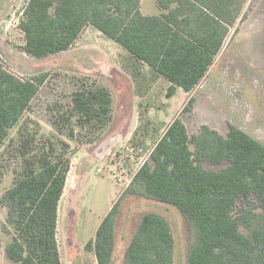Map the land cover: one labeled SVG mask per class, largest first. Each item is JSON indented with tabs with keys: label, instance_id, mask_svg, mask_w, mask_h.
<instances>
[{
	"label": "trees",
	"instance_id": "trees-1",
	"mask_svg": "<svg viewBox=\"0 0 264 264\" xmlns=\"http://www.w3.org/2000/svg\"><path fill=\"white\" fill-rule=\"evenodd\" d=\"M140 2L28 0L19 24L23 50L36 58L66 51L90 25L171 80L168 95L177 86L191 91L214 63L231 27L245 17L248 0H157L166 12L150 16L140 11ZM46 79L45 74L20 78L0 61V148ZM112 102L107 87L83 83L59 121L71 137L79 113L83 122L101 130L111 122ZM193 103L191 97L183 111H191ZM36 140L35 133L22 132L20 177L1 198L6 222L13 228L5 251L19 264H62L58 209L71 160L55 140L47 138L42 145ZM223 162L227 165L220 169L206 167ZM124 193L180 210L192 233L188 264H264V144L241 128L231 124L223 135L203 124L189 134L182 118H175ZM240 199L246 206L236 212ZM119 201L87 244L98 264L112 263ZM174 250L169 221L159 213L146 214L126 249L124 264H174Z\"/></svg>",
	"mask_w": 264,
	"mask_h": 264
},
{
	"label": "rangeland",
	"instance_id": "rangeland-1",
	"mask_svg": "<svg viewBox=\"0 0 264 264\" xmlns=\"http://www.w3.org/2000/svg\"><path fill=\"white\" fill-rule=\"evenodd\" d=\"M150 1H143L144 11L150 8ZM27 2L0 0V61L20 78L45 74L47 79L0 148V264H19L6 255L13 228L6 222L7 208L1 198L20 177L22 159L18 148L26 130L35 133L39 145L47 138L53 139L59 151L70 156L71 169L58 209L57 240L62 264H98L95 251L89 250L87 244L119 199L111 264H124L137 226L150 213L163 215L171 225L174 264H188L192 233L180 210L172 204L124 192L141 164L139 156L150 152L180 110L189 134L207 124L226 135L232 124L264 144V0H248L245 17L230 29L226 52L219 56L208 78L190 94L194 103L187 112L183 108L191 97H185L184 90L168 95L171 85L164 83L165 79L152 87L153 76L144 74L140 64L134 66L116 41L92 27L66 51L42 58L24 52L25 36L19 24ZM131 79L137 94L150 93L143 103L137 102L142 104L138 109L142 112L139 124L136 115H131V88L127 85ZM139 79L145 80L142 83ZM83 83L105 86L111 91L112 119L105 128L94 130L79 113L73 118L75 136L71 137L70 129L59 121V114L70 109L74 92ZM158 110L165 111V118ZM226 165L227 162L206 163L212 169ZM245 206L240 199L236 212Z\"/></svg>",
	"mask_w": 264,
	"mask_h": 264
},
{
	"label": "crops",
	"instance_id": "crops-1",
	"mask_svg": "<svg viewBox=\"0 0 264 264\" xmlns=\"http://www.w3.org/2000/svg\"><path fill=\"white\" fill-rule=\"evenodd\" d=\"M143 1H145V0H141V2H140V11L144 14V15H146V16H150V15H161L162 13H165L166 12V10H164L163 8H161L160 7V5L158 4V2H157V0H152V1H150V2H148V3H150V8L149 9H147L148 11H144L142 8V6H143V4L145 5V3L143 2ZM146 2H147V0H146ZM148 3H147V5H148ZM149 10H152V11H149ZM153 10H155V11H153ZM89 27H92V26H90V25H88V26H86L85 28H84V30L82 31V33L87 29V28H89ZM92 28H94V27H92ZM95 30H97L96 28H94ZM97 31H99V30H97ZM100 33H102L101 31H99ZM81 33V34H82ZM81 34H80V36H81ZM103 34V33H102ZM104 35V34H103ZM79 36V37H80ZM106 36V35H105ZM78 37V38H79ZM107 37V36H106ZM108 38V37H107ZM108 39H110V38H108ZM111 41H114V40H112V39H110ZM77 41V40H76ZM117 43V42H116ZM117 45H119V47H121V49H122V51L124 52V56H127V58H128V60H130L133 64H134V66H136V64H140L141 66H142V68H143V71H146V72H144V74H147V73H150L153 77H152V83L150 84V85H152V87L153 86H155L156 85V82H160L161 80H163V79H165L164 80V83H166V84H168V86L169 85H172V81L171 80H169L168 78H166L164 75H162V74H158L157 72H155L154 70H153V68L152 67H150L148 64H146V63H143V62H141V61H137L126 49H124L120 44H118L117 43ZM226 52V40H225V42H224V45H223V47H222V49L220 50V52H219V54L216 56V58H215V60H214V63L211 65V67L209 68V70H208V72L206 73V75L204 76V78L200 81V83L198 84V85H196V87L197 86H199L204 80H205V78H208V76H209V74L211 73V71H212V69H213V67L216 65V63H217V61H218V59H219V56L223 53V52ZM123 56V57H124ZM129 66H130V64H129ZM149 79V78H148ZM140 81H141V79H139ZM145 79H142V83H143V81H144ZM150 80V79H149ZM128 87H130L131 88V95H130V101H131V104H132V106H131V115H132V117L133 116H135L136 115V118L138 119V123L137 124H139V120H140V118H141V115H142V112H139V108H142V104L140 103L139 105L137 104V102L139 103V101L140 102H142L143 103V101L145 100V99H147V98H149V92L148 91H143V93H141L142 91H138L139 93L137 94L136 92H135V82L133 81V79H131L130 80V82L128 81ZM138 86H139V84H137ZM196 87H194V89H192L191 91H186V90H184L182 87H180V86H177V88H176V92L178 93V92H180L181 90H184L185 92H184V95H185V97H188V98H190L191 96H190V94L192 93L193 94V91L195 90V88ZM191 94V95H192ZM134 103L135 104H137V105H134ZM136 106H138V107H136ZM158 112H160L159 113V115H162L161 116V118H165V116L164 115H166V113H165V111H159L158 110ZM177 117H181L182 118V114H181V110L180 111H178L175 115H174V117L171 119V121H170V123L166 126V128L164 129V131L162 132V134H160V137L158 138V140L154 143V145H153V147L150 149V152L149 153H146L144 156H142V155H140L139 156V158L140 159H142V161H141V164L139 165V167H138V169L136 170V172L139 170V168L143 165V163L145 162V161H147L148 159H149V157H150V154H151V151L153 150V148L155 147V145L157 144V142L160 140V138L164 135V133H165V131L167 130V128L169 127V125L173 122V120L175 119V118H177ZM182 120L184 121V123L186 124V126H187V123L185 122V120L182 118ZM136 124V125H137ZM137 128H136V126H134V128H133V131H135ZM187 129H188V126H187ZM136 132V131H135ZM135 132H133V133H135ZM142 139H144V137L142 138ZM108 150V149H107ZM135 175V174H134ZM132 179H133V177H132ZM132 179H130L129 180V183L131 182V180ZM129 185V184H128ZM100 224V223H99Z\"/></svg>",
	"mask_w": 264,
	"mask_h": 264
}]
</instances>
